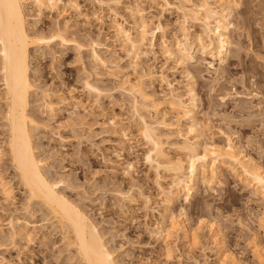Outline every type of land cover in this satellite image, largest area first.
<instances>
[{"label": "rangeland", "instance_id": "1", "mask_svg": "<svg viewBox=\"0 0 264 264\" xmlns=\"http://www.w3.org/2000/svg\"><path fill=\"white\" fill-rule=\"evenodd\" d=\"M229 1L234 45L222 65L199 52L185 64L166 53L168 45L181 37L185 17L178 5L184 0H63L59 9L43 11L32 3L26 6L34 31L50 37L62 29L69 39L87 47L61 40L31 47L30 73L39 86L30 95L29 111L37 121L33 139L43 170L58 181L62 194L97 222L120 264H223L222 250L215 245L216 229L228 254L232 252L243 264H260L258 253L264 257L257 247L264 250V199L256 194L253 181L226 163L213 179L210 171L199 173L188 198L185 192L168 197L166 192L172 196V190L176 191L174 174L156 170L145 159L150 143L141 134L135 109L141 98L137 103L120 84L127 76L134 80L150 70L154 78L144 79L145 86L158 96L168 97L174 88L185 97L187 87L194 84L196 116L204 131L201 143L210 137L225 143L227 134L237 150L264 168V0ZM138 11L155 30L144 40L136 34ZM116 20L139 40L133 53L118 37ZM159 23L163 29L155 28ZM188 26L196 33L203 31L199 23L188 22ZM93 48L107 60L106 66L93 58ZM161 73L172 86L162 80ZM1 78L0 74V82ZM86 80L101 93H90ZM40 88L51 89L55 95L64 93L66 100L59 102L54 115L46 110ZM3 92L0 84L1 96ZM75 100L81 104L75 105ZM139 108L150 120L165 119L168 127L158 129L166 151L171 157L186 158L179 146L189 121L178 120L168 108L161 113ZM5 111L0 97V264H84L75 248L68 246L56 219L39 201H29V191L6 146ZM4 182L11 189L9 196ZM176 217L190 226L191 241L181 230L164 239L163 229L173 220L178 223ZM13 225L29 233V239L24 233L15 235Z\"/></svg>", "mask_w": 264, "mask_h": 264}, {"label": "bare ground", "instance_id": "2", "mask_svg": "<svg viewBox=\"0 0 264 264\" xmlns=\"http://www.w3.org/2000/svg\"><path fill=\"white\" fill-rule=\"evenodd\" d=\"M62 1L0 0V74L2 77L0 84L4 86L3 95H0V97L6 106L5 119L9 134L6 146H8L9 154L21 182L29 191V201H39L56 219L59 227L64 231L68 246L75 248L76 256L80 257L84 264H120L116 259L115 250L108 245V241L99 230L97 222L91 218V215H88L83 207L62 194L58 187V181L50 178L43 170L44 162L38 154V145L33 139V128L37 121L29 111L30 95L34 89H39V86L36 85L30 73L31 47L36 44L48 45L53 40H61L63 43L73 42L81 49L87 47L76 39H69L62 29H59L50 37L34 31V26L28 21L26 6L32 3L40 11L53 10V8L59 9L60 4L63 3ZM215 3V5H212L209 0H201L198 3L193 0H184L178 5L185 21L181 25V37L175 38V43L170 46L173 49L168 45L166 53L176 56L183 64L187 63L188 60H193L197 52L210 55L214 60H218L220 65L228 60L234 45L232 36L229 34L232 24L229 20L232 15L230 5H228L230 1L215 0ZM66 4L72 5L71 2H64V5ZM114 4L117 5L118 1H114ZM114 12L117 16L118 12L116 10ZM138 12L140 13V11ZM139 13L135 12L138 16L141 15L140 20L136 21L138 23H135L139 27L136 34L144 40L149 34L153 36L155 30H150L151 27H149L146 17L143 16L144 13ZM188 22L192 24L199 23L203 31L194 32L191 26H188ZM113 26L116 27V33L123 44L130 53H133L132 50L137 47L139 40L137 42L131 31L117 20ZM155 28L163 29V26L159 23ZM92 43L94 45L98 44L96 41ZM93 53V58L99 63L104 66L108 64L107 60L101 57L94 48ZM209 64L215 67L214 61H209ZM160 76L164 82L172 86V83L168 81L163 73ZM153 78L154 72L150 70L134 80L127 76L120 84L123 89L135 96L137 103V98H141V103L136 104L135 109L140 117L141 134L150 143V148L145 153V159L156 170L164 168L174 174L173 188L176 191L172 190V196H170L171 191L166 192V195L168 197H179L182 192H185L186 198H188L196 185L194 180L198 179L199 173L202 174L201 172H203L205 174L204 172H206L207 174L210 171V175H212L210 177L213 179V176L227 163L232 170L239 169L245 180L253 181V189L257 192L256 194L261 195L264 199V168L257 161L243 153L242 150H237L229 135L225 134L227 138L225 143H220L213 137L207 138L208 140L203 144L201 143V136L204 131L196 116L198 95L192 86L194 84L187 87L185 97L174 88H172L170 96H158L156 93L147 91L145 86L144 79L152 80ZM85 87L90 93H101L100 88L90 80L85 81ZM40 91L46 110L49 114L54 115L59 107V102L66 100L64 93L61 92L55 95L51 89L43 88ZM74 104L80 105L81 101L75 100ZM139 107L155 113H161L160 111L163 108H168L175 112L178 120L186 119L189 121L186 132L181 133L185 139L179 146L186 152V158L169 156L164 145L163 135L158 129L160 125L168 127L169 124L166 123L164 118L160 121L150 120L139 112ZM1 149L2 146L0 145V152ZM7 184V182H4L3 190L9 196L11 189ZM129 200H133V197L129 196ZM172 218L175 219V217ZM175 220H173L171 226L165 230L163 229L162 232L165 231L166 234L163 233L165 235L164 239L168 238L173 231L179 232L181 230L183 235L190 240V226L188 227L182 219H179L178 223H175ZM159 227L161 230L163 224L162 227ZM164 227L166 226L164 225ZM13 230L15 235L23 236L25 234V232H22L23 229H17L14 225ZM216 230L214 231V240H216L215 245H218L220 251L222 250L221 263L224 264L229 260L231 264H243L232 252H230V255L228 254L229 252L224 248L223 239L219 240L218 238L220 232H216ZM27 234L29 233L25 234L26 237ZM157 235L159 234L157 233ZM257 247L260 248V251H263L262 255L264 253L262 246ZM257 247L255 250L258 249ZM259 254V262L264 264V257L261 258Z\"/></svg>", "mask_w": 264, "mask_h": 264}]
</instances>
